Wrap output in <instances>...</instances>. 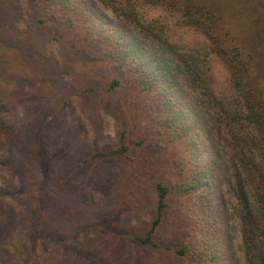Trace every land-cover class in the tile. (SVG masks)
<instances>
[{"label":"trees","instance_id":"16d2710c","mask_svg":"<svg viewBox=\"0 0 264 264\" xmlns=\"http://www.w3.org/2000/svg\"><path fill=\"white\" fill-rule=\"evenodd\" d=\"M172 2L183 11L185 23L206 37L208 49L172 40L132 0H27L25 10L19 0H0V66L13 74L18 62L34 59L35 73L58 72L40 52L14 55L12 46L23 36L20 23L58 31L49 40L100 66L102 79L80 89L81 104L89 105V117L103 110L128 127L121 128L114 145L95 147L82 157L74 172L101 167L98 162L118 164L107 193L146 211L149 219L137 232L123 230L117 236L172 255L165 264L232 262L227 219L213 209L210 191L219 187L214 183L216 146L231 140L238 154L233 191L240 204L244 249L250 264H264V0ZM210 53L230 74L229 96L214 90ZM69 105L64 100L49 110L44 127ZM14 136L10 124L2 126L0 146ZM23 204L32 219L33 241L42 230L37 220L50 206ZM53 234L52 229L39 238L61 244Z\"/></svg>","mask_w":264,"mask_h":264},{"label":"rangeland","instance_id":"374dc122","mask_svg":"<svg viewBox=\"0 0 264 264\" xmlns=\"http://www.w3.org/2000/svg\"><path fill=\"white\" fill-rule=\"evenodd\" d=\"M132 1L146 19L162 24L172 40L208 49L206 37L185 23L183 11L172 0ZM26 3L19 0L24 10ZM18 27L23 36L12 46L14 55L21 50L24 54L29 50L32 54L40 52L58 72L35 73L38 63L34 59L26 63L17 60L13 74L0 66V128L10 124L15 132L9 144L0 146V264L170 263L174 257L165 251L117 236L123 230L137 232L149 219L146 211H138L129 202L107 193L118 164L98 162L101 167L88 166L74 172L76 163L92 149L114 145L125 125L124 119L118 120L103 110L89 117V105L81 104L80 89L88 81L102 79L100 66L85 63L58 41L49 40L55 32L48 27L24 23ZM261 35L264 40V32ZM11 45L12 42L8 46ZM208 69L215 92L229 96L230 74L213 53L208 56ZM261 86L264 91V74ZM64 100L70 103L67 110L44 127L46 113L59 108ZM129 133L133 134L131 128ZM218 143L214 183L219 187L210 189L212 207L227 219L225 239L232 260L229 264H250L244 249L240 204L233 191L238 154L231 140ZM23 203L50 206L37 220L42 230L33 241L32 219L26 217ZM52 229L61 244L41 239ZM107 252L113 260H109Z\"/></svg>","mask_w":264,"mask_h":264}]
</instances>
